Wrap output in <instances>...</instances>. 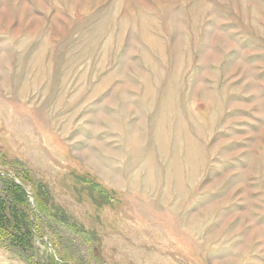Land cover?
Returning <instances> with one entry per match:
<instances>
[{
  "label": "rangeland",
  "instance_id": "1",
  "mask_svg": "<svg viewBox=\"0 0 264 264\" xmlns=\"http://www.w3.org/2000/svg\"><path fill=\"white\" fill-rule=\"evenodd\" d=\"M17 173L88 264H264V0H0ZM46 228L0 264H48Z\"/></svg>",
  "mask_w": 264,
  "mask_h": 264
},
{
  "label": "trees",
  "instance_id": "2",
  "mask_svg": "<svg viewBox=\"0 0 264 264\" xmlns=\"http://www.w3.org/2000/svg\"><path fill=\"white\" fill-rule=\"evenodd\" d=\"M16 166H13V168ZM19 168V165L18 167ZM14 177L20 180V184L14 181ZM1 182L4 186V196L0 195V230L3 231V226H9L12 229L13 236L21 241L22 248L25 250L27 247L32 246V241L37 238L41 240L40 234L44 233V230L49 229L51 225L53 227L50 230L51 236H55L51 240V244L48 243L53 250V254L46 257V263L48 264H88V255L92 254V247L88 249L87 258L84 259L76 251H79L78 241L83 239L84 244L90 241L91 235L83 230L75 227L72 223L67 224L65 220L59 217V214L47 213L46 209L42 204L41 192L35 186L33 181L26 178L24 175L14 176L0 174ZM29 180V181H27ZM32 182L33 188L35 189V194L33 199H35V210L32 209L29 197L25 189L21 185L25 183ZM34 191V190H33ZM42 208H39V207ZM9 211L10 216L5 214V210ZM57 224V225H56ZM67 227L71 229L68 234L69 236L62 235V227ZM47 225V226H46ZM4 232V231H3ZM75 235V236H74ZM10 240L11 236H9ZM82 242V241H81ZM71 248L72 250H68ZM88 248V247H87ZM54 256L60 261L55 260Z\"/></svg>",
  "mask_w": 264,
  "mask_h": 264
},
{
  "label": "water",
  "instance_id": "3",
  "mask_svg": "<svg viewBox=\"0 0 264 264\" xmlns=\"http://www.w3.org/2000/svg\"><path fill=\"white\" fill-rule=\"evenodd\" d=\"M18 184H20L18 181H17Z\"/></svg>",
  "mask_w": 264,
  "mask_h": 264
}]
</instances>
